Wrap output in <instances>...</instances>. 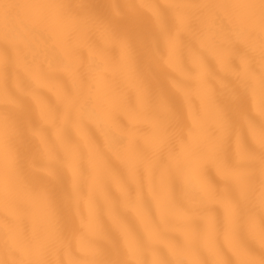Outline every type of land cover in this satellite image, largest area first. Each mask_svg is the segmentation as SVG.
<instances>
[{
	"label": "snow or ice",
	"instance_id": "1",
	"mask_svg": "<svg viewBox=\"0 0 264 264\" xmlns=\"http://www.w3.org/2000/svg\"><path fill=\"white\" fill-rule=\"evenodd\" d=\"M0 264H264V0H0Z\"/></svg>",
	"mask_w": 264,
	"mask_h": 264
},
{
	"label": "bare ground",
	"instance_id": "2",
	"mask_svg": "<svg viewBox=\"0 0 264 264\" xmlns=\"http://www.w3.org/2000/svg\"><path fill=\"white\" fill-rule=\"evenodd\" d=\"M72 2H76V0H72ZM114 2H116V3H126V2H128V0H114ZM156 2L163 3L164 0H156ZM87 3L90 6L96 8L98 10L100 4L102 3V0H87ZM87 55H88V53H87V51H85V53H84L85 58H87ZM173 99H175V98L173 97ZM112 164H113V166L115 168H120L121 167L119 161H116L115 159L112 160Z\"/></svg>",
	"mask_w": 264,
	"mask_h": 264
}]
</instances>
